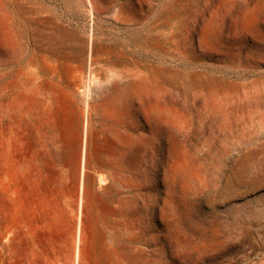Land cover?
Wrapping results in <instances>:
<instances>
[{
	"label": "rangeland",
	"instance_id": "obj_1",
	"mask_svg": "<svg viewBox=\"0 0 264 264\" xmlns=\"http://www.w3.org/2000/svg\"><path fill=\"white\" fill-rule=\"evenodd\" d=\"M0 264H264V0H0Z\"/></svg>",
	"mask_w": 264,
	"mask_h": 264
},
{
	"label": "bare ground",
	"instance_id": "obj_2",
	"mask_svg": "<svg viewBox=\"0 0 264 264\" xmlns=\"http://www.w3.org/2000/svg\"><path fill=\"white\" fill-rule=\"evenodd\" d=\"M107 102H108V101H107ZM112 105H113V104H112L111 102H110V103H107V104H106V108H107V107H111ZM103 108H105V107H103ZM110 119H111V117H110ZM102 180H103V179H102ZM100 182H101V181H100Z\"/></svg>",
	"mask_w": 264,
	"mask_h": 264
},
{
	"label": "crops",
	"instance_id": "obj_3",
	"mask_svg": "<svg viewBox=\"0 0 264 264\" xmlns=\"http://www.w3.org/2000/svg\"><path fill=\"white\" fill-rule=\"evenodd\" d=\"M126 178H128V175H126ZM129 178H130V175H129Z\"/></svg>",
	"mask_w": 264,
	"mask_h": 264
}]
</instances>
